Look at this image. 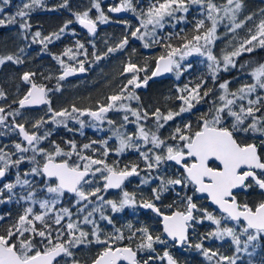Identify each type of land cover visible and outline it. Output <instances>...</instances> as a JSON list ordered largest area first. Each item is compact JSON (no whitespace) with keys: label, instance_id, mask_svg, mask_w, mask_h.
Wrapping results in <instances>:
<instances>
[{"label":"snow or ice","instance_id":"6c2138e0","mask_svg":"<svg viewBox=\"0 0 264 264\" xmlns=\"http://www.w3.org/2000/svg\"><path fill=\"white\" fill-rule=\"evenodd\" d=\"M10 2L11 0H0V27L19 23L22 32H29L31 25L27 22V17L35 7L44 6L42 0H28L15 14L4 16L5 7ZM192 5L198 6L203 16L196 20L194 34L191 37H182L183 42L179 46H173L171 43L162 44L163 38L159 36L158 29H163L166 22L171 20L177 23L185 21ZM60 7H68L67 0H64ZM242 8V0H225L222 5L217 4L215 0H154L146 11H138L134 0H120L118 5L108 7V12L131 11L137 15L139 25L130 32V35L142 41L144 48H149L153 44H162L165 52L155 58L152 77L175 71L179 79L183 72L188 70L182 62L193 54H199L206 56L210 62L208 69L215 83L221 66L223 71H229L230 68L237 67L236 58L245 52L251 53L257 47L264 48V19H260L258 23L253 22V26L247 29L248 35L232 51L225 52L222 58L213 54L211 45L218 38V28L225 20L228 23L224 24V27L230 33L245 28L248 22L253 21L251 15L243 19L238 18ZM93 10L96 13L95 17L91 15ZM178 13L184 15H177ZM74 16L75 21H66L58 32L45 36L40 31H36L32 34L33 42L41 44L47 50L48 45L54 40H59L74 22L93 35L96 34L99 24L110 22V17L101 7L100 0H92L89 8L74 13ZM120 23L131 27L127 21ZM128 43V35H125L115 47H108L104 55L123 50ZM81 54L87 56V50L83 43L77 41L75 50L69 47L61 55L53 56L63 68L59 80H64L77 71L81 73L85 71L84 61L77 60ZM92 55L96 60L103 58L95 52ZM62 57H67L69 61H77L78 69L66 65ZM9 61L16 64L23 63L22 59L14 55L0 56V65ZM240 67L244 68L246 65L242 64ZM144 71L146 68L129 62L124 67L123 73L129 74L130 78L118 93L106 98V104H99L96 110L80 109L73 105L71 111L53 110L47 98L50 90L34 82L35 73H23L21 79L29 85V88L22 98L13 103H17L19 109L48 105L51 116L49 120L41 118L36 121L32 127L37 131L33 132H29L24 124H14L12 130H18L22 140L12 145L14 151H6V146L0 147V181L5 179L11 169H16L15 182L3 183L0 186V196L6 191L9 194L7 199L11 201L15 196L14 190L19 186L27 191L26 194L19 196L17 202L25 201L30 205L24 208L23 214L19 215L14 224L0 234V264H61L62 261L63 264H79L74 259L72 249L92 243L102 246L92 260V264H150L153 259L166 260L167 264H177L168 251H164L163 256L150 255L142 261L137 258L139 252L145 250L155 252L154 244L167 243L161 235L153 236L148 228L136 229L127 237L120 229H115L114 233L106 234L102 238L101 229L93 219L94 214L99 213L100 220L112 224V218L103 211L104 205H107L113 213H118L125 207L137 203L135 194L124 191L123 185L130 177L140 176L139 164L133 163L120 168L119 161L111 164L108 162L110 153L115 152L116 155H120L127 149H134L139 153L149 173V176L141 179V184H148L151 180L159 181L158 186L152 188V200L142 201L139 206L150 209L162 218L163 234L175 245L194 247L208 260L218 257L217 264H237L239 257L220 255L205 248L203 240H224L227 237L235 246L236 253L245 252L251 255L249 247H255V242L264 238V200L249 204L237 198L241 192H246L253 186L264 191V154H262L264 153V95L261 94L264 93V63L258 64L249 73L253 82L242 84L236 91L229 89L231 81L219 83L220 94L212 101L208 113L200 117L196 126L193 127L191 122L184 123L182 127L177 126L167 139H162L157 134L159 129L176 117L190 112L213 90H203L206 80H202L194 87L185 85L178 89L180 93L176 97L180 101L178 111L169 109L167 112H162L160 108H156L149 113L133 109L125 102L139 99L135 89L140 88L142 84L147 85L148 79L151 78L145 77L141 81L139 74ZM56 90L59 91V86ZM5 98L6 94L0 90V99ZM19 109L6 112L4 107H0V125H4L8 117L20 115ZM113 110L123 111L125 115L123 124L110 129L112 136L85 143L80 147L75 141L69 140L66 142L67 150L55 142H52L51 151L40 147V144L51 135L50 131L39 133V129L46 123L63 125L67 128V120L73 119L83 128L85 122L79 117L88 116L102 125L107 113ZM127 113L135 119L130 120ZM150 118L155 123L157 132L146 130L141 123ZM107 123L115 125V121L111 119H107ZM129 123L135 124L136 131L130 134L121 132L120 128H125ZM113 137L118 140V147L115 149L109 147V141ZM257 139L259 143L249 142ZM94 145L99 147H93ZM142 147L146 150H142ZM89 151L91 155L87 154ZM29 152L32 153L31 156L26 155ZM25 162L32 166L21 175L20 165ZM168 162L178 166V174L174 178L151 175L154 170L160 169L161 165ZM28 177H40L43 186H35L34 181ZM175 188L184 191L183 196L177 192L179 203L183 207L166 213L157 206L156 202L161 201L164 193ZM110 189H121L122 198L116 201L105 199L100 195ZM189 192L191 194H188ZM38 193H43L44 198L38 199ZM66 194H71L75 198L74 207L77 208V215L82 217L79 221L71 219L73 213L70 208H57L61 198ZM200 198L209 201L214 209L209 211L207 207L198 205L196 201ZM96 201L100 202L99 206L89 210V205H94ZM4 202L0 200V203ZM168 208L172 209L173 205H168ZM66 217L68 222L62 223ZM3 219L4 217L0 216V220ZM205 220L214 226L213 230L201 237V242L192 244L189 239V229L194 224L204 223ZM81 225H92V230L85 231ZM137 233H140V243L135 249L131 243L122 244L126 239L131 242L136 238Z\"/></svg>","mask_w":264,"mask_h":264},{"label":"trees","instance_id":"16d2710c","mask_svg":"<svg viewBox=\"0 0 264 264\" xmlns=\"http://www.w3.org/2000/svg\"><path fill=\"white\" fill-rule=\"evenodd\" d=\"M117 1L120 0H100V3L101 7L106 10L108 6L113 5ZM222 1L223 0H215L217 4H221ZM42 2L44 6L35 7L28 16L27 22L31 25L29 32L22 33L17 24H14V27L11 28H7L6 26L0 27V36L3 35L6 37L0 38V54L14 55L23 60V63L20 64L9 61L0 66V90L6 94V100L9 99L12 101L10 103L0 102V107H4L5 110L19 109L18 104L13 103V101L22 98L28 90L29 85L24 83L21 79L25 72L35 73V76L33 77L34 82L39 85H44L51 90L48 92V95L51 98V106L55 111L63 109L70 110L73 105L78 108H94L99 104H106V98L112 94L118 93L120 88L126 84L127 79L130 77L129 74L123 73L124 67L129 62L135 63L139 67L146 68L145 72L148 74L155 65V58L165 52L162 44L171 43L173 46H179L183 42L182 37H191L194 34L193 30L196 20L203 18L198 6H190V11L186 14L185 21L179 23L169 21L168 24H165V27L159 33V36L163 38L162 44H153L149 48H144L140 41L132 38L130 35V32L138 26L136 17L129 14H126L123 17H115L112 13L107 11V15L110 17V22L108 24H99L95 35L81 30L78 23L74 22L69 25L68 31L62 34L59 40H54L53 43L48 45L47 50H45L42 45L31 46L30 44L33 40L30 38V35L36 31H40L42 35L45 36L58 32L60 27H62L66 21H75L74 13L89 8L92 0H67L68 7H60V5L64 3V0H42ZM153 2L154 0H134V4L138 11H146L149 5ZM242 2L243 8L239 13L238 18L243 19L245 16L251 15L253 16V21L248 22L245 28L238 29L235 33L225 31L227 29L223 24L221 31L218 33V40L212 49L213 54L217 57H222L225 52L232 51L234 47H236L239 42L248 35L247 29L253 26V22L258 23L260 19H264V0H242ZM94 11L95 10L91 13L93 17H95ZM120 21H127L131 27H126L123 23H120ZM73 32L75 34H73ZM125 35H128L129 38L128 45L123 50L109 53L105 56L104 53L107 52L108 47H115ZM25 36H27V39H25ZM77 41L83 43L87 50V56L81 54L77 57V60L84 61V66H90V71L83 80H59L61 66L53 56L61 55L63 51L69 47L75 50ZM5 45H8V47L5 48ZM93 45H95V47H93ZM21 49L24 51L21 52ZM93 52L103 58L96 60L95 56L92 55ZM62 58L64 61H68L69 64L79 65L77 61H69L67 57ZM263 62L264 48L257 47L251 53L245 52L243 55L236 58L237 67L231 68L226 72L221 69L218 73V79L214 83L208 69V64L210 62L207 60L206 56L195 54L182 62L183 66L187 67L188 70L184 71L179 79L172 74L163 79H148V83L152 81L167 80L169 86V109H172L173 111H177L180 106V101L176 99L180 94L178 89L183 88L185 85L194 87L202 80H206L207 83L203 90H213L208 97H205L199 104H196L190 112L184 113L175 118L172 126L169 128V137L173 133L175 127H182L184 123L191 122L193 127L196 126L200 117L207 114L211 108L209 99L216 93L219 83L231 81L229 89L231 91H236L242 84L251 82V76L249 73L258 64ZM242 64L246 65V67L241 68L240 65ZM189 65L190 67H188ZM144 73L139 74L140 77L142 76L141 79L145 78V76H143ZM107 81L112 83L106 89L105 94L101 96V99L99 101L90 102L89 99L93 95L99 94L102 90L101 89L97 92L99 86L92 87V85L95 83L104 84ZM57 86H59V91L56 90ZM147 88H149V86H147ZM155 88L156 89L153 91V88H150V93H147L144 97V107L148 111H152L154 108L158 107L159 102L165 97V93H162L165 89L164 87L157 86ZM19 110L34 113L33 110L30 109ZM8 118L12 123H23L31 129L29 126L30 121L28 120L23 121L18 118L12 120V117ZM47 130L51 132V135L41 146L50 151L53 148L52 142L59 144L61 148L67 150L68 145L66 142L69 140L75 141L77 146L96 141L95 137L89 135L83 137L82 135H78V138L75 140L70 130L61 125H56ZM20 141L21 139L17 131H13L9 136L5 134L0 135V147L6 146V151H14L12 145ZM249 142L259 143V140H250ZM88 153L92 154L90 151ZM26 155L31 156L32 153L29 152ZM15 158L16 157H13V159ZM124 159L127 165L133 164L134 157L132 155H126ZM31 166L32 165L27 162L21 164V175H23V172L28 170ZM12 172L9 171L5 180L0 185L7 181L15 182V177ZM20 189L21 187L18 186L14 190L15 196L11 201L7 199L9 194L6 191L3 196H0V200L5 201L4 203H0V216L4 217L3 220H0V234L14 224L19 215L23 214L25 201L17 202L20 196ZM177 192H179L180 196L184 195V191L181 190L175 189L172 192L173 208H182L183 206L179 203ZM42 194L43 193H38V198H40ZM188 194H191V192ZM237 198L241 201H246L249 204H255L263 200V193L259 188L253 186L246 192H241ZM202 202L204 204V201ZM168 205L169 196L163 201V206L169 211ZM37 210L39 209L37 208ZM157 221L159 225V220ZM212 230L213 228L208 222L197 224L196 228L190 231V239L196 243L201 242V237L207 235ZM158 233L163 239L167 240L160 230V225ZM37 239L39 238L37 237ZM203 242L206 244L205 246H207L205 248H209L220 255L239 257L237 259V264H264V238L255 242V247H249L251 255L245 252L236 253L235 246L231 241L219 242L216 239H206L203 240ZM177 257L180 264H210L205 259L202 252L195 248L190 249L187 254ZM213 258L214 262L212 264H217L218 257Z\"/></svg>","mask_w":264,"mask_h":264},{"label":"flooded vegetation","instance_id":"af4514ba","mask_svg":"<svg viewBox=\"0 0 264 264\" xmlns=\"http://www.w3.org/2000/svg\"><path fill=\"white\" fill-rule=\"evenodd\" d=\"M119 3V2H118ZM0 38H6L5 36H0ZM5 48L8 47V45L4 46ZM155 66V65H154ZM154 68V67H153ZM152 70L147 74L146 72L144 73L143 76L145 77H151V73L153 71ZM78 69V68H77ZM90 71V67L85 68V74L81 77H72V78H68V79H64L65 81L67 80H71V79H75V80H80V79H85L86 76L88 75ZM63 72L62 69H60V73L59 76L61 75V73ZM147 74V76H146ZM142 77V76H141ZM140 77V79H141ZM169 77V76H167ZM167 77H162V78H150L151 80H157V79H163V78H167ZM141 81H143V79H141ZM112 82L107 81L104 84H93V86L98 87V91L99 94L93 95L89 101L90 102H95V101H99L101 99V96L105 94L106 89L111 85ZM147 86H149V88H147ZM157 86L160 87H164L165 89L162 91V93H165V97L161 100V102H159V106L156 108H160V110L162 112H166L167 110H169V86H168V82L167 80H162V81H152L150 83L147 82V85H145V87L143 88H137L135 89V91L138 93V104L140 106V108L143 110L145 109L144 107V97L147 93H150V88L153 90H155ZM47 88V87H46ZM48 89V88H47ZM163 89V88H162ZM50 90V89H49ZM51 91V90H50ZM50 100V105H51V98L48 95L47 97ZM2 102H6V103H10L12 102L11 100H4L2 99ZM99 105H97V107L91 108V107H85L86 109H94L96 110L98 108ZM48 107V105H41L38 108H34V109H30L33 110L34 113L42 110L43 108ZM52 107V106H51ZM78 108V107H77ZM156 108H154L152 111H148L150 113H152ZM32 113V112H31ZM108 114V113H107ZM14 124H23V123H12V125L14 126ZM30 125V123H29ZM25 126V125H24ZM26 129L29 131L30 129L25 126ZM76 127H81L78 123L74 124V129L71 130L70 132L72 133V136L75 138H78V135H82L83 136H93L96 138V141H100L102 139H106L108 138V130H101V128H88L85 127L84 129H80L77 130ZM76 129V130H75ZM30 132V131H29ZM158 134L160 136H163V138H168L169 137V127H163L161 129H159ZM80 147V146H78ZM93 147H99V145H95ZM88 155H91L89 153H87ZM132 155L134 157L133 159V163L135 164H139L141 172H140V176H132L130 177L128 180L125 181L124 185H123V190L126 191L128 189H132V188H139L134 190L136 192V205H135V210L133 213L130 212V210L128 209H123L121 212L118 213H113L111 210H107L105 213V215L109 216L112 218L113 223L112 224H108L107 221H99V215L93 216V219L96 220L97 224L99 225V228L101 229V236L102 238L106 235V234H112L114 233L115 229H120L123 234L125 235V237L129 236L131 232H135L136 229H140V228H148L149 232L153 235L156 236L158 235V229H159V225H160V230L162 232V226H161V219L159 216H157L154 212H152L150 209H142L139 205L142 201H151L152 200V188L157 187L159 184L158 180H151L149 185H143L141 184V179L144 177L149 176L148 171L145 168V164L144 161L142 160V158L140 157L139 153L137 151H128L126 153H123L121 155H116L115 153H110V155L108 156V162L111 164L114 161H119V167L123 168L125 165H127V163L125 162V157L126 155ZM169 163L172 167V170L169 171ZM178 174V166H176L173 162H168L166 164H163L160 169L158 170H154L151 175L152 176H156V175H160L163 177H172L174 178L175 175ZM42 182V179H39V183ZM102 184V181L100 182ZM141 184V185H140ZM145 188H144V187ZM142 188H144V191H142ZM176 190H180L179 188H175ZM175 189H170L168 192L164 193V195L162 196L161 201H157L156 204L158 207H161V210L164 212H169V211H174L177 208H172L169 209V211L163 206V201L166 197L169 196V205H173L172 204V199H173V194L172 192ZM121 189H110L108 190L106 193L102 192L100 195H103L105 199H111V200H116L119 201V194L121 193ZM63 202L61 203V207H68L70 208V210L74 213L77 214V208L74 207L75 204H72L73 201H75L74 197L72 195H68L66 194L63 198H62ZM95 199V198H93ZM204 201V204L203 202ZM198 203V205H203L204 207H211L206 199L200 198L196 201ZM206 202V203H205ZM207 204V205H206ZM167 205V204H166ZM209 210H213L210 209ZM159 220V225H158V221ZM129 225H131V228H129ZM197 224H194L192 228L189 229V239L191 236V230H193L194 228H196ZM87 227H90V231L92 230V225H87ZM163 233V232H162ZM164 235V234H163ZM165 236V235H164ZM140 233H137V236L135 239H133L131 242L128 241L127 239L124 240L122 242V244L124 245H128L129 243H131V246L135 249L136 245L138 243H140ZM166 237V236H165ZM89 239H92V237H89ZM167 242L166 244H159L156 243L154 244V248H155V252H149L147 250L143 251V252H139L138 253V259H140L141 261L144 259H147L150 255L153 257H159V256H163L164 251H168L173 258L177 261L178 264H180V261L178 259L177 256L180 255H185L188 253V251H190V249L194 248V247H188V246H183L182 248L178 249L175 245L174 242H171L168 238H167ZM190 242L192 244H195L196 242H193L190 239ZM102 249V246L99 244H84V245H80L79 247L73 248L72 251L74 253V259L76 261L79 262V264H91L92 260L95 258V256L98 254V252ZM185 251V252H184ZM150 264H166L165 260H160V259H153Z\"/></svg>","mask_w":264,"mask_h":264},{"label":"rangeland","instance_id":"374dc122","mask_svg":"<svg viewBox=\"0 0 264 264\" xmlns=\"http://www.w3.org/2000/svg\"><path fill=\"white\" fill-rule=\"evenodd\" d=\"M225 0H223L222 1V3L224 2ZM26 2H28V0H11V2H10V4L7 6V7H5V11H4V13H3V15L4 16H8V15H12V14H15V12L20 8V7H22V5H23V3H26ZM118 2H120V1H117V2H115L113 5H117V3ZM221 3V4H222ZM220 4V5H221ZM113 5H110V6H113ZM110 6H108V7H110ZM103 10L105 11V13L106 14H108V8L105 10V8H103ZM126 14H129V15H133V16H135L136 18H137V15H134L131 11H126ZM94 15H96V13H95V11H94ZM177 15H184L183 13H178ZM27 21H28V17H27ZM137 21H138V25H139V20H138V18H137ZM172 22H176L175 20H171ZM169 23V21L168 22H166V24H168ZM225 23H228V21L227 20H225L224 21V24ZM17 26L19 27V23H17ZM222 26H223V24L218 28V31H217V37H219V31H221V28H222ZM4 27V26H3ZM7 28H11V27H14V24H10V25H7L6 26ZM19 30L22 32V30L20 29V27H19ZM163 29H158V34L162 31ZM225 31H227V30H225ZM228 32V31H227ZM23 33V32H22ZM30 38L32 39V35H30ZM137 40V39H136ZM218 40V38L215 40V42H214V44L213 45H211V48L213 49L214 48V45H215V43H216V41ZM138 41H140V40H138ZM141 42V44L143 45V42L142 41H140ZM31 46H40L41 44H39V43H34V42H32L31 44H30ZM43 47V46H42ZM193 55H195V54H193ZM0 56H6L5 54H0ZM192 56V55H191ZM190 57V56H189ZM189 57H187L186 59H188ZM218 58H222V57H218ZM185 59V60H186ZM184 60V61H185ZM264 63V62H263ZM65 64L66 65H70V66H72V67H75V68H78L79 67V65H72V64H69L68 63V61H65ZM1 66V65H0ZM61 66V65H60ZM85 68H87V67H90V66H84ZM61 69L63 70V68L61 67ZM221 69H222V66H221ZM231 69V68H230ZM145 72V71H144ZM144 72H141V73H144ZM173 76H176V73H175V71H173L172 73H171ZM130 78V77H129ZM251 78V77H250ZM80 80H83V78L82 79H80ZM141 80V79H140ZM253 81H252V78H251V82L250 83H252ZM127 83V82H126ZM220 92H221V90L218 88L217 89V91H216V93L213 95V96H211L210 97V107L212 106V101L220 94ZM135 94L138 96V93L135 91ZM262 95H264V93H261ZM0 102H2V99H0ZM125 103H128L129 105H130V107L131 108H133V109H139V110H141V111H147V110H145V109H141L140 108V106H139V104H138V100H132V101H126ZM52 108V107H51ZM53 109V108H52ZM80 109H86V108H80ZM87 109H89V108H87ZM12 110H14V109H11V110H6V112L7 111H12ZM92 110H94V109H92ZM179 110V109H178ZM177 110V111H178ZM68 111H71V109L70 110H68ZM19 112H20V115H18V116H15V117H12V120H14V118H18V119H22L23 121H25V120H28V121H30V132H33V131H37L36 129H34L33 127H32V125L36 122V121H38V120H40L41 118H43L44 120H49L50 119V116H51V114L48 112V107H45V108H43L42 110H40V111H38V112H36V113H31V112H24V111H22V110H19ZM148 112V111H147ZM167 112V111H166ZM150 113V112H149ZM128 115H129V119L130 120H134L135 118L134 117H132L131 116V114L130 113H127ZM125 115V113L123 112V111H115V110H113V111H110L108 114H107V118H106V120H105V122L102 124V125H100L99 124V122H95V121H93V119L91 118V117H88V116H83V117H79V119H81V120H83L84 122H85V126L83 127V128H81V127H76V129L77 130H80V129H84L85 127H88V128H101V130H108L109 132V134H108V137L109 136H112V131L110 130V129H112L113 127H119L121 124H123L124 123V121H123V116ZM107 119H111V120H113V121H115V125L113 126V125H109L108 123H107ZM174 121V120H173ZM173 121H169L164 127H166V126H168L169 128L172 126V123H173ZM16 123V122H15ZM75 123H78L76 120H73V119H69V120H67V128L66 129H71V130H73L74 129V124ZM141 123L144 125V127H145V129L146 130H148V131H151V132H157V129H156V126H155V123L153 122V120L150 118V119H148L147 121H141ZM79 124V123H78ZM97 125L96 127H93L92 125ZM80 125V124H79ZM56 126V124H53V123H46L43 127H42V130H41V128L39 129V133L40 134H43L45 131H48L47 129H50V128H53V127H55ZM61 126H63V125H61ZM49 127V128H48ZM64 127V126H63ZM65 128V127H64ZM13 125H12V122L11 121H9V118H7V120L5 121V123H4V125H0V130H1V133L2 134H5V135H10L11 133H13ZM75 129V130H76ZM120 131L121 132H124V133H133V132H135L136 131V126H135V124H131V123H129V124H127V126L125 127V128H120ZM157 134H158V132H157ZM159 135V134H158ZM160 136V135H159ZM162 139H166V138H163V136H160ZM44 142V141H43ZM42 142V143H43ZM169 142H171V141H169ZM42 143L40 144V147H42L41 145H42ZM27 146V145H26ZM109 147L111 148V149H115V148H117L118 147V140L115 138V137H113V139H111L110 141H109ZM148 147L150 148L151 147V145L149 144L148 145ZM43 148H45V147H43ZM48 150V149H47ZM142 150H146V149H144L143 147H142ZM50 151V150H49ZM128 151H135L134 149H127V150H125V152H123V153H126V152H128ZM113 153H115V152H113ZM122 153V154H123ZM121 155V154H120ZM38 159H39V157H38ZM162 166V165H161ZM172 170V167H171V165H170V163H169V171H171ZM11 172H12V174L14 175V177H15V174H16V169H11L10 170ZM28 179H30V180H32V181H34V185L35 186H39V187H42L43 186V184H42V182H41V184H39V179H40V177H28ZM7 182H10V181H7ZM7 182H5V183H7ZM150 183H148V184H145V185H149ZM141 185V184H140ZM144 185V184H143ZM0 186H2V185H0ZM144 187V186H143ZM145 188V187H144ZM144 188H142V191H144ZM136 189H139V188H132V189H128V190H126V191H128L129 193H133V194H135L136 195V192L134 191V190H136ZM26 189H23V188H21L20 190H19V193H20V195L21 194H26ZM39 196V195H38ZM38 196H37V198H38ZM40 198H44V194H42L41 195V197ZM122 198V192L119 194V200ZM135 198H136V196H135ZM39 199V198H38ZM63 199L61 198V203L63 202L62 201ZM75 200V199H74ZM95 200V199H94ZM61 203L60 204H58L57 205V208L59 209V208H61ZM64 203V202H63ZM99 201H96L95 202V204L94 205H89V210L92 208V207H94V206H99ZM72 204H75V201H73L72 202ZM28 206H30L29 205V203H27V202H25V208L26 207H28ZM37 208H38V206H37ZM124 209H128V210H130V212L131 213H133L134 212V210H135V205L134 206H128V207H125ZM107 210H111L107 205H104V208H103V211L104 212H106ZM209 211H211V210H209ZM73 213V212H72ZM94 215H96V216H98L99 215V213H95ZM71 219L73 220V221H79L80 219H82V217L81 216H78L77 214H74L73 213V216L71 217ZM99 221H102V220H99ZM68 222V218L66 217L65 218V221H63L62 223H67ZM204 222H208V221H204ZM208 223H210V222H208ZM211 224V223H210ZM82 227H83V229L85 230V231H89L90 232V227H87L86 228V226L87 225H81ZM211 226H212V228H214V226L211 224ZM207 240H211V239H207ZM219 242H223V241H231L230 240V238H225L224 240H218ZM206 244L203 242V246L204 247H207V246H205ZM205 259L208 261V263H210V264H212L213 262H214V258H212V260H208L206 257H205ZM61 264H63V261L61 262Z\"/></svg>","mask_w":264,"mask_h":264},{"label":"water","instance_id":"95a60500","mask_svg":"<svg viewBox=\"0 0 264 264\" xmlns=\"http://www.w3.org/2000/svg\"><path fill=\"white\" fill-rule=\"evenodd\" d=\"M119 4V3H118ZM117 4V5H118ZM114 16H116V17H123L125 14H126V12H121V13H112ZM78 26H79V28L81 29V30H83V31H85V32H87V30L85 29V28H83L81 25H79L78 24ZM88 33V32H87ZM90 34V33H89ZM155 70V66H154V68H153V71ZM63 73V72H62ZM61 73V74H62ZM85 74V71L84 72H79V71H77L76 73H74V74H72V75H70V76H68V77H66L65 79H68V78H70V77H80V76H83ZM171 73H164V74H162V75H159V76H155V77H152L151 76V78H153V79H155V78H161V77H167V76H169ZM143 87H145V85H143L142 84V86L140 87V88H143ZM19 106V105H18ZM41 105H39V106H30V107H26V108H23V109H34V108H38V107H40ZM21 138V137H20ZM21 140H22V138H21ZM26 143V142H25ZM2 181H0V183H1ZM262 191V190H261ZM262 193H263V195H264V191H262ZM68 195H71V194H68ZM208 202V204L211 206V207H213L214 208V206H212L211 204H210V202L209 201H207ZM142 208V207H141ZM142 209H144V208H142ZM144 210H146V209H144ZM175 211V210H174ZM160 219H161V226H162V232H163V224H162V218L160 217ZM165 235V234H164ZM166 236V235H165ZM169 239V238H168ZM170 240V239H169ZM171 241V240H170ZM172 242V241H171ZM176 247L178 248V249H180V248H182L183 246H177L176 245ZM165 263L167 264V261L165 260ZM92 264V263H91ZM178 264V263H177Z\"/></svg>","mask_w":264,"mask_h":264},{"label":"bare ground","instance_id":"6f19581e","mask_svg":"<svg viewBox=\"0 0 264 264\" xmlns=\"http://www.w3.org/2000/svg\"><path fill=\"white\" fill-rule=\"evenodd\" d=\"M120 3V2H119ZM118 4V3H117ZM125 16V15H124ZM81 77V76H80ZM70 78H72V77H70ZM162 78V77H161ZM156 79V78H155Z\"/></svg>","mask_w":264,"mask_h":264}]
</instances>
